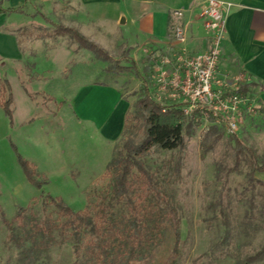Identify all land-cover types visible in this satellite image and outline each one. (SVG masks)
<instances>
[{
    "label": "rangeland",
    "instance_id": "obj_1",
    "mask_svg": "<svg viewBox=\"0 0 264 264\" xmlns=\"http://www.w3.org/2000/svg\"><path fill=\"white\" fill-rule=\"evenodd\" d=\"M56 22L64 27L60 18ZM54 31L47 22L18 30L32 42L33 56L12 69L0 66V99L8 97L5 80L13 95L10 128L0 109V264H90L84 244L78 257L74 241L59 231L51 242L43 241L38 227L46 219H61L53 207L44 210L42 200L50 194L74 211L98 203L109 186L106 167L121 147L124 131L114 141L103 139L73 107L62 106L61 99L73 98L82 82L110 83L129 103L135 142L142 138L146 112L138 103L146 91L163 106L182 101L163 88L162 80L170 79L171 65L165 60L187 48L188 35L186 43L178 44L170 31L167 45L147 46L135 56L124 46L105 51L107 59L86 50L90 57L64 66V50L79 45L69 35L39 38ZM26 91L40 95L32 102ZM248 97L251 111L244 114L238 131L229 133L223 123L203 115L190 131L184 130V149L154 148L148 155L150 171L177 212L180 241L174 254L177 229L168 225L161 245L138 264H249L247 259L264 246V173L254 171L250 155L251 150L264 165V109L254 93ZM17 154L36 165L49 184L42 189L31 184ZM20 208L22 220L17 218ZM253 264H264V258Z\"/></svg>",
    "mask_w": 264,
    "mask_h": 264
},
{
    "label": "crops",
    "instance_id": "obj_2",
    "mask_svg": "<svg viewBox=\"0 0 264 264\" xmlns=\"http://www.w3.org/2000/svg\"><path fill=\"white\" fill-rule=\"evenodd\" d=\"M220 1L232 6L225 18L219 75L244 76L252 83L249 92L264 109V0ZM203 4L204 0H0V66L12 69L33 56L29 48L32 42L27 43L18 30L45 22L55 27L59 18L65 28L78 31L104 51L124 46L135 56L147 46L169 43L176 10L185 12L187 48L204 53L209 49V37L200 18ZM86 50L66 48L64 66L71 62L77 65L74 60L81 56L90 57ZM61 104L73 107L105 140L114 141L124 131L129 103L110 83L82 82L76 95L61 99ZM8 125L10 128L9 120Z\"/></svg>",
    "mask_w": 264,
    "mask_h": 264
},
{
    "label": "trees",
    "instance_id": "obj_3",
    "mask_svg": "<svg viewBox=\"0 0 264 264\" xmlns=\"http://www.w3.org/2000/svg\"><path fill=\"white\" fill-rule=\"evenodd\" d=\"M56 35H69L80 49H88L100 58H108L103 49L74 29L56 25L53 33L41 35L39 38H53ZM4 85L8 97L0 99V107L12 125L13 95L7 80ZM249 86L252 83L243 86L241 93L249 92ZM26 92L32 101L40 95ZM145 93V97L138 103L141 111L146 112L142 116V138L135 142L131 136L133 130L127 115L122 145L106 167L109 186L99 202L83 211H74L59 198L50 194L43 197L44 210L53 207L61 219L59 223L46 219L38 227V234L43 241L51 242L54 231H59L61 237L74 241V250L78 257L84 244L86 259L90 264H138L149 258L161 245L168 225L175 224L177 230L173 253H177L180 221L176 210L167 201L158 180L150 171L147 157L154 148L164 151L184 149V130L190 131L193 122L202 115L195 113L186 116L180 105L163 106L152 101L150 92ZM184 122H187L185 127ZM250 155L254 171L264 173V165H259L251 150ZM17 158L27 180L37 189L49 184L48 178L39 174L36 165L19 154ZM23 211L22 208L19 209L17 218L20 220L24 218ZM4 222L7 223L6 220ZM15 239L19 241V238ZM263 258L264 246L250 256L247 262L253 264Z\"/></svg>",
    "mask_w": 264,
    "mask_h": 264
},
{
    "label": "built area",
    "instance_id": "obj_4",
    "mask_svg": "<svg viewBox=\"0 0 264 264\" xmlns=\"http://www.w3.org/2000/svg\"><path fill=\"white\" fill-rule=\"evenodd\" d=\"M232 5L220 0H204L200 18L208 33L210 47L204 53L190 54L187 48L180 49L173 59L164 64L171 65L168 82L163 77V88L171 91L175 102L186 116L199 113L221 122L229 133L240 129L244 114L250 112L248 93L241 88L248 84L242 75L232 78L219 75L221 44L225 32L226 13ZM184 10L173 12L175 22L171 26L174 40L186 43L188 26L184 23ZM167 71L163 72L166 75Z\"/></svg>",
    "mask_w": 264,
    "mask_h": 264
}]
</instances>
